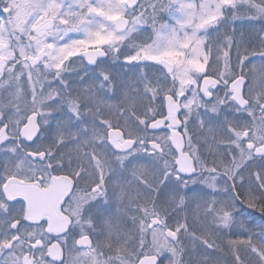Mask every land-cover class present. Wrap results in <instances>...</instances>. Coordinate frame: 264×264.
Wrapping results in <instances>:
<instances>
[{"label": "snow or ice", "instance_id": "1", "mask_svg": "<svg viewBox=\"0 0 264 264\" xmlns=\"http://www.w3.org/2000/svg\"><path fill=\"white\" fill-rule=\"evenodd\" d=\"M0 264H264V0H0Z\"/></svg>", "mask_w": 264, "mask_h": 264}]
</instances>
